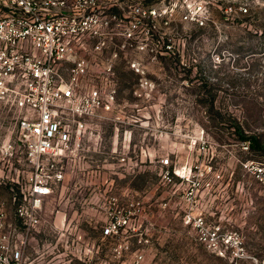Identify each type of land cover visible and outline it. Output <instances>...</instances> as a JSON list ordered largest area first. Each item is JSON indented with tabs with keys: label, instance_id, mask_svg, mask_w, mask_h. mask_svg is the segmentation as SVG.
<instances>
[{
	"label": "rangeland",
	"instance_id": "1",
	"mask_svg": "<svg viewBox=\"0 0 264 264\" xmlns=\"http://www.w3.org/2000/svg\"><path fill=\"white\" fill-rule=\"evenodd\" d=\"M241 1L246 14L233 7L225 19L221 10L211 11L216 22H228L224 32L210 22L199 27L176 18L173 51L153 58L131 44V60L138 59L153 82L150 91L135 93L140 74L124 58L116 60L118 100L131 106L88 119L62 161L64 180L44 197L30 229L15 206L32 166L17 112L0 104L2 231L20 247L23 264H131L136 252L139 264H264V187L240 163L264 161L263 146H240L241 132L264 144V0H231ZM217 52L219 61L213 60ZM164 155L171 172L183 166L197 185L174 173L162 178ZM191 190L207 221L229 234L224 256L206 249L182 221ZM135 201L138 214L129 224L105 233Z\"/></svg>",
	"mask_w": 264,
	"mask_h": 264
},
{
	"label": "built area",
	"instance_id": "2",
	"mask_svg": "<svg viewBox=\"0 0 264 264\" xmlns=\"http://www.w3.org/2000/svg\"><path fill=\"white\" fill-rule=\"evenodd\" d=\"M234 3L0 0V104L17 112L18 128L32 166L15 206L25 229L39 222L44 197L64 180L62 161L79 143L88 119L131 106V102L118 100L116 60L124 58L127 68L140 74L135 93L150 91L153 82L146 76L144 65L136 58L131 60V44L139 52L150 51L153 58L157 52L173 51L170 24L176 18L199 27L210 22V26L224 32L228 22H216L211 11L221 10L225 19L233 7L240 14L248 12L247 2ZM159 44L161 49L157 48ZM214 59L219 61V52L214 53ZM240 146L248 149V140H242ZM159 161L163 166L160 175L166 181L174 173L190 180L192 187L197 185V181L183 173V166L170 171L169 155ZM240 163L264 187V161L246 158ZM193 195L191 190L182 221L190 224L196 239L206 249L224 256L229 234L219 224L207 221ZM139 203L130 202L133 210L130 208L111 220L104 232H114L120 225L129 224V218L138 214ZM5 216L0 206V264H23L20 247L13 245L8 233L2 231ZM142 239L146 240L140 237L139 241ZM141 259L142 253L136 252L131 264H139Z\"/></svg>",
	"mask_w": 264,
	"mask_h": 264
},
{
	"label": "trees",
	"instance_id": "3",
	"mask_svg": "<svg viewBox=\"0 0 264 264\" xmlns=\"http://www.w3.org/2000/svg\"><path fill=\"white\" fill-rule=\"evenodd\" d=\"M240 136L243 137L244 139L248 138L249 139V144L252 146V147H255V146H263L264 147V144H260L259 140L254 136V135H245L244 133H240Z\"/></svg>",
	"mask_w": 264,
	"mask_h": 264
},
{
	"label": "crops",
	"instance_id": "4",
	"mask_svg": "<svg viewBox=\"0 0 264 264\" xmlns=\"http://www.w3.org/2000/svg\"><path fill=\"white\" fill-rule=\"evenodd\" d=\"M122 160H124V158H122ZM197 200V202L200 200V199H196ZM205 200H203V202H204ZM188 203H189V200L188 199H184V202H183V204L184 205H188Z\"/></svg>",
	"mask_w": 264,
	"mask_h": 264
}]
</instances>
